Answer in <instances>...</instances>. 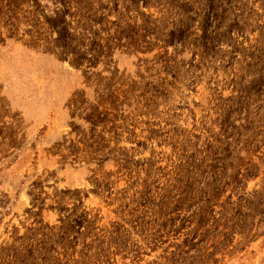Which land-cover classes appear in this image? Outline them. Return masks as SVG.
Returning <instances> with one entry per match:
<instances>
[{
  "label": "rangeland",
  "instance_id": "rangeland-1",
  "mask_svg": "<svg viewBox=\"0 0 264 264\" xmlns=\"http://www.w3.org/2000/svg\"><path fill=\"white\" fill-rule=\"evenodd\" d=\"M0 264H264V0H0Z\"/></svg>",
  "mask_w": 264,
  "mask_h": 264
}]
</instances>
